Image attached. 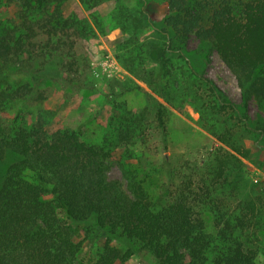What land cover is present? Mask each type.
I'll return each instance as SVG.
<instances>
[{
    "label": "trees",
    "instance_id": "1",
    "mask_svg": "<svg viewBox=\"0 0 264 264\" xmlns=\"http://www.w3.org/2000/svg\"><path fill=\"white\" fill-rule=\"evenodd\" d=\"M65 1L0 0V65L25 76L15 85L0 76V264H128L134 255H149L150 264H255L264 191L240 197L239 189L248 169L242 159L255 164L264 151V0H163L158 23L145 11L150 0L114 12L127 35L118 52L128 54L117 58L129 73L165 100L189 98L207 131L210 114L239 122L211 131L227 149L217 146L200 172L180 182L166 154L167 110L150 97L152 108L121 114L100 144L84 141L81 127L49 131L41 115L31 125L9 116L11 104L47 100L46 79L72 85L79 78L77 46L91 28L65 15ZM191 39L233 74L240 107L195 71L185 52ZM50 63L65 76L47 73ZM251 102L261 112L254 124ZM247 133L255 152L244 144ZM137 140L141 156L163 155L159 166L170 183L157 202L136 171L124 168L125 184L108 175L116 153Z\"/></svg>",
    "mask_w": 264,
    "mask_h": 264
},
{
    "label": "rangeland",
    "instance_id": "2",
    "mask_svg": "<svg viewBox=\"0 0 264 264\" xmlns=\"http://www.w3.org/2000/svg\"><path fill=\"white\" fill-rule=\"evenodd\" d=\"M128 8L137 7V0H99L92 6H85L79 0H68L63 4L65 15L76 14L85 18L90 25L87 41H80L77 46L79 55V78L72 85H67L61 79H46L44 86L49 87L48 99L36 105L14 103L9 107V116L18 117L31 125L41 115L49 131L55 129L83 130L82 139L86 142L100 144L103 140L111 139L113 130L117 128L118 120L124 112L138 114L144 107L152 108L149 97L164 105L167 110V151L175 171V181L182 178L195 176L207 163L219 144L212 134V130L220 131L227 125L238 124L237 119L229 120L225 124L226 116L218 119L210 114L208 116V131L200 118L198 105L185 98L170 100V102L154 93L145 83L129 73L118 60L117 55H127L128 51L118 49L123 47L120 42L127 38L115 21L114 12L119 5ZM139 6V5H138ZM145 11L150 20L158 23L161 21L167 8L163 0H150L145 3ZM145 35H155L153 30L147 29ZM192 66L199 74H204L219 89L227 102L241 106L240 88L233 74L220 61L215 53L209 54L201 51L198 43L191 39L185 48ZM124 58V56H123ZM125 59V58H124ZM149 65V64H147ZM47 73L58 72L54 63L47 67ZM0 76L8 85L19 84L25 80L24 74L15 67L0 65ZM239 114V112H237ZM248 115L255 121L261 114L258 106L251 102L248 106ZM235 117V116H234ZM152 120V114L146 116V121ZM254 124V123H253ZM252 124V125H253ZM253 135L247 133L244 144L253 152L257 151ZM157 138L153 135L151 141ZM252 139V140H251ZM113 141V140H112ZM132 154V158L129 157ZM140 142L137 140L128 150H119L109 163V178L126 183L124 168L134 170L137 179L153 197L158 201L162 187L170 183L168 174L160 168L159 164L163 155H140ZM248 169L239 189L240 197L258 194L264 191V151L260 157L252 161L242 159ZM127 163L126 167L123 163ZM212 225V215L203 213ZM212 231V230H211ZM146 259L134 255L128 264H150L149 255ZM255 264H264V236H260L258 255Z\"/></svg>",
    "mask_w": 264,
    "mask_h": 264
}]
</instances>
